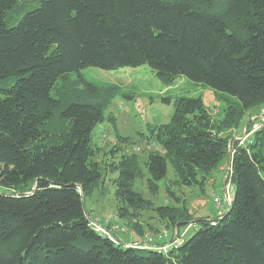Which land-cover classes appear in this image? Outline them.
<instances>
[{
  "label": "trees",
  "instance_id": "obj_1",
  "mask_svg": "<svg viewBox=\"0 0 264 264\" xmlns=\"http://www.w3.org/2000/svg\"><path fill=\"white\" fill-rule=\"evenodd\" d=\"M142 65L165 83L185 76L210 88L224 115L215 119L201 95H163L171 119L141 133L159 147L142 158L115 142L103 163L94 128L108 118L126 141L105 113L131 95L84 69ZM70 73L74 83L57 86ZM252 108L264 109V0H0V264H264V121L247 142L229 133ZM230 157L235 191L216 216L154 206L135 187L144 167L153 194L169 167L172 185L204 186ZM106 172L117 173V215L130 229L144 235L145 209L178 229L168 249L92 226L85 199Z\"/></svg>",
  "mask_w": 264,
  "mask_h": 264
},
{
  "label": "rangeland",
  "instance_id": "obj_2",
  "mask_svg": "<svg viewBox=\"0 0 264 264\" xmlns=\"http://www.w3.org/2000/svg\"><path fill=\"white\" fill-rule=\"evenodd\" d=\"M87 76L99 84H119L131 95L116 96L106 111V116L113 113L117 119L118 132L127 140H118L113 123L106 118L96 125L93 132L94 142L98 147L96 158L103 162H111L114 158L108 152L111 146L118 142L127 152H137L140 157L146 158L152 149L159 146L151 139H145L141 133L152 135L149 125L168 122L174 112V100L172 103H165L161 100L163 95H171L173 99L181 95L198 96L201 95L204 102L210 107L215 119H220L224 115L225 102L219 99L210 88L195 83L193 80L178 76L171 84L159 79L153 70L145 65L139 67H120L118 69H102L96 66H89L84 69ZM74 74L62 76L57 86L74 83ZM55 92V89H54ZM250 121V122H249ZM264 121V109H250L241 125L229 130L232 140L243 143L247 142L253 134L250 131L259 126ZM250 123V124H249ZM249 124V125H248ZM151 140V141H149ZM230 153H233L230 147ZM231 157L227 158L220 167L216 168L213 175L204 186L196 184L192 186H174L169 178H174L172 168L169 167V178L158 183L157 194H153L149 187V173L144 167L143 175L135 182L137 190L141 191L146 198L153 201L154 206L159 204H172L184 210V213L191 212L190 218L196 219L199 216H216V208L224 210L227 202L221 199L227 191L229 185V166ZM117 173L106 172L104 181L92 196L85 199L88 212L92 217H111L116 223L125 227L114 233L116 239L126 244L136 243V246H144V243L163 244L171 242L175 235V229L168 227L165 220H161L156 209H145L137 212L136 220L144 228V235H139L135 230L130 229L126 220L117 215L115 203V187L112 182ZM168 185L176 191L178 198L172 196L168 191ZM234 189L231 195L234 194ZM184 206L187 209H184ZM193 225V224H192ZM194 226L188 231L191 233ZM181 233V230L179 231ZM176 233V232H175ZM179 233V234H180ZM143 241V242H142Z\"/></svg>",
  "mask_w": 264,
  "mask_h": 264
},
{
  "label": "built area",
  "instance_id": "obj_3",
  "mask_svg": "<svg viewBox=\"0 0 264 264\" xmlns=\"http://www.w3.org/2000/svg\"><path fill=\"white\" fill-rule=\"evenodd\" d=\"M228 188L232 190V186L230 184L228 185ZM231 190L226 192L223 198L225 202H230L232 197ZM91 224L96 230H98L102 234L111 235V236H114L113 231H118L119 229L125 230V227L121 226L120 224H113L111 226L110 219L109 218L104 219L102 216H94V217L91 216ZM162 247L163 249L166 250L168 249L169 246L163 245Z\"/></svg>",
  "mask_w": 264,
  "mask_h": 264
},
{
  "label": "crops",
  "instance_id": "obj_4",
  "mask_svg": "<svg viewBox=\"0 0 264 264\" xmlns=\"http://www.w3.org/2000/svg\"><path fill=\"white\" fill-rule=\"evenodd\" d=\"M220 169L222 170V166H220ZM191 226H193V225L190 224L189 226L184 227V228H183V231H184V232H183V231H182V232L185 233V231H187V230L189 231V229H190ZM182 232H181V233H182ZM177 233H178V229H176L175 236L177 235ZM172 244H173V242H168V243H166L165 245H167V246H171Z\"/></svg>",
  "mask_w": 264,
  "mask_h": 264
}]
</instances>
